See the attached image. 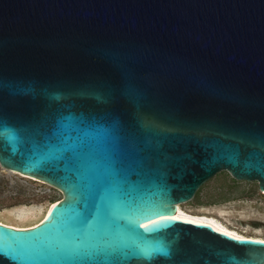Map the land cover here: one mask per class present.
Wrapping results in <instances>:
<instances>
[{"label": "water", "instance_id": "95a60500", "mask_svg": "<svg viewBox=\"0 0 264 264\" xmlns=\"http://www.w3.org/2000/svg\"><path fill=\"white\" fill-rule=\"evenodd\" d=\"M0 164L63 194L0 222V264H98L70 249L135 204L166 253L110 264H264V239L176 218L224 170L264 191V0H0Z\"/></svg>", "mask_w": 264, "mask_h": 264}, {"label": "rangeland", "instance_id": "374dc122", "mask_svg": "<svg viewBox=\"0 0 264 264\" xmlns=\"http://www.w3.org/2000/svg\"><path fill=\"white\" fill-rule=\"evenodd\" d=\"M62 197L51 184L0 164V221L20 227L35 225L51 203ZM180 205L187 212L213 217L246 236L264 237V191L256 180H237L224 170L205 182L193 199Z\"/></svg>", "mask_w": 264, "mask_h": 264}, {"label": "snow or ice", "instance_id": "6c2138e0", "mask_svg": "<svg viewBox=\"0 0 264 264\" xmlns=\"http://www.w3.org/2000/svg\"><path fill=\"white\" fill-rule=\"evenodd\" d=\"M63 151L56 148L49 153L50 158L63 159ZM56 207L55 205L53 206ZM153 209L144 204H135L130 208L124 209L119 213V217L123 219V224H117L113 232L107 234L104 239L96 242L78 241L70 249V253L78 257H87L94 259L102 258L98 264H110L109 258L114 255L128 256H145L150 257L155 253H166V249L159 244H153L145 239V233L139 232V228L143 227L145 232L158 231V221L152 219ZM53 213L50 211L49 216ZM174 217H169L172 219ZM48 217H45L47 220ZM150 220L152 227L148 223H142V220ZM43 223V221H42ZM39 227V225H37ZM27 231V230H18ZM236 239H240L236 237ZM264 243V242H261Z\"/></svg>", "mask_w": 264, "mask_h": 264}, {"label": "bare ground", "instance_id": "6f19581e", "mask_svg": "<svg viewBox=\"0 0 264 264\" xmlns=\"http://www.w3.org/2000/svg\"><path fill=\"white\" fill-rule=\"evenodd\" d=\"M50 208V207H49ZM47 209L45 214L43 215L42 219L41 220H45V217L48 216L49 214V210L50 209ZM176 218H179V219H183V220H187V221H192V220H204L206 221L208 224H211L213 225L215 228L221 230V231H225V232H228L230 234H233V235H237V236H245V237H254V238H259V239H264V237H260V236H246L240 232H238L237 230L235 229H232L230 227H228L226 224L224 223H221L219 222L218 220H216L215 218L213 217H209V216H206V215H198V214H192L190 212H187L185 211L181 205H179V208H178V213L176 215ZM1 223H5V222H2L0 221ZM8 224V223H6ZM9 225H12V224H9ZM12 226H15V227H20V226H16V225H12ZM33 226V225H32ZM31 227V226H29Z\"/></svg>", "mask_w": 264, "mask_h": 264}]
</instances>
